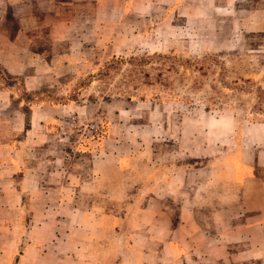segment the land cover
<instances>
[{"label": "crops", "instance_id": "0c3cea01", "mask_svg": "<svg viewBox=\"0 0 264 264\" xmlns=\"http://www.w3.org/2000/svg\"><path fill=\"white\" fill-rule=\"evenodd\" d=\"M123 23L188 59L264 48V0H0V264H264V123L125 102L70 139L62 79Z\"/></svg>", "mask_w": 264, "mask_h": 264}, {"label": "rangeland", "instance_id": "374dc122", "mask_svg": "<svg viewBox=\"0 0 264 264\" xmlns=\"http://www.w3.org/2000/svg\"><path fill=\"white\" fill-rule=\"evenodd\" d=\"M125 25L121 24L113 33L107 26L102 32V44L88 52L86 61L70 63L74 76L62 79L65 87L73 86V90L62 95L61 102H78L87 107L82 113L73 112L67 119L72 141L93 136L74 133L70 128L71 118L78 125H97L100 139L107 127V122L95 121L96 116H102L100 109L106 104L125 102L176 101V112L190 115L191 103L209 100L220 108L226 104V109L232 110L240 120L264 123V48L259 49L252 42L240 47L226 46V62L208 61L205 56L188 59L175 51V47L163 44L159 49L142 41L145 34L141 37L137 28L129 30ZM147 35L159 40L160 31ZM112 39L118 45L112 46ZM197 88L201 89L198 94ZM176 107L173 111L168 107L167 113L174 112Z\"/></svg>", "mask_w": 264, "mask_h": 264}, {"label": "built area", "instance_id": "2783aa9c", "mask_svg": "<svg viewBox=\"0 0 264 264\" xmlns=\"http://www.w3.org/2000/svg\"><path fill=\"white\" fill-rule=\"evenodd\" d=\"M70 128L79 136H94L97 133L95 124L78 125L74 118L70 119Z\"/></svg>", "mask_w": 264, "mask_h": 264}]
</instances>
